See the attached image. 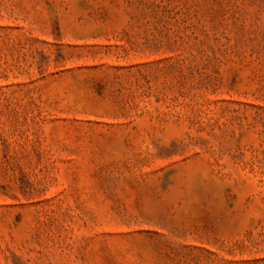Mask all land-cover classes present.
Returning a JSON list of instances; mask_svg holds the SVG:
<instances>
[{"label": "rangeland", "instance_id": "374dc122", "mask_svg": "<svg viewBox=\"0 0 264 264\" xmlns=\"http://www.w3.org/2000/svg\"><path fill=\"white\" fill-rule=\"evenodd\" d=\"M0 264H264V0H0Z\"/></svg>", "mask_w": 264, "mask_h": 264}]
</instances>
